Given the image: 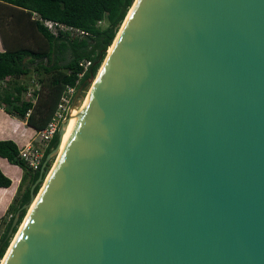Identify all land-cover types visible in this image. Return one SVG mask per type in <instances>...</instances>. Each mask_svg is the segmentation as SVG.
Segmentation results:
<instances>
[{"label": "water", "instance_id": "water-1", "mask_svg": "<svg viewBox=\"0 0 264 264\" xmlns=\"http://www.w3.org/2000/svg\"><path fill=\"white\" fill-rule=\"evenodd\" d=\"M4 264H264V0H136Z\"/></svg>", "mask_w": 264, "mask_h": 264}, {"label": "trees", "instance_id": "trees-1", "mask_svg": "<svg viewBox=\"0 0 264 264\" xmlns=\"http://www.w3.org/2000/svg\"><path fill=\"white\" fill-rule=\"evenodd\" d=\"M134 1L0 0V12L5 15V21L8 20L7 17L9 18L10 21L7 22L9 26L22 31L24 39L29 40L28 37L31 36L37 41L35 46H29L26 42H21L26 44H21L19 47H17L19 43L14 44V47L7 44L2 36L4 26L0 19V34L4 42V49L0 50V80L9 76L6 85L0 87V104L8 112L26 117L27 123L34 128H43L51 118L60 94L67 84H76L78 80L77 88L80 85L84 88L91 75L98 74ZM34 11L43 17L81 27L88 34L81 37H70L66 33L54 34L34 17ZM98 20L101 22L99 23ZM82 58L91 60V64L84 71L79 65V60ZM31 67L44 73L43 77H39L41 87L35 91L37 97L34 102L22 98L21 94L26 86L18 81L19 77L28 73ZM82 71V75L79 76ZM57 143L56 131L43 149L40 164L37 168H32L19 156V148L12 139H0V155L18 164L23 170L18 185V195L8 207L10 215L1 218L0 221L3 227L0 233V263L25 218L27 209L22 206L30 198V185L38 177L46 155L56 147ZM50 164L51 159L48 160L44 172ZM10 183L11 179L0 169V186H8ZM40 184L35 185L34 192L39 191ZM18 209H20L18 221L10 232L12 220Z\"/></svg>", "mask_w": 264, "mask_h": 264}, {"label": "built area", "instance_id": "built-area-1", "mask_svg": "<svg viewBox=\"0 0 264 264\" xmlns=\"http://www.w3.org/2000/svg\"><path fill=\"white\" fill-rule=\"evenodd\" d=\"M34 17L39 19L41 23L52 33H66L70 37H81L88 32L78 26L66 23L64 21L56 20L49 17H43L38 12H33ZM100 23L101 20H98ZM91 64L90 59L82 58L79 60V65L83 67V71ZM82 72L79 73V76L82 75ZM9 79V76H6L4 79L0 80L2 84H5ZM78 80H76L77 84ZM76 84H67L60 94L59 100L56 104L55 110L51 118L47 121L46 125L43 128L37 129L35 135L30 141L24 144L19 148V156L32 168H37L40 164L43 149L47 145L48 141L51 139L53 134L61 126V123L64 120H68L72 112V101L74 94L77 90ZM39 89L38 86L26 87V95L28 99H31L33 102L36 100V92Z\"/></svg>", "mask_w": 264, "mask_h": 264}, {"label": "crops", "instance_id": "crops-1", "mask_svg": "<svg viewBox=\"0 0 264 264\" xmlns=\"http://www.w3.org/2000/svg\"><path fill=\"white\" fill-rule=\"evenodd\" d=\"M4 49L2 45V36L0 34V50ZM0 82V87L4 86ZM25 99H28L27 97ZM31 100V99H30ZM36 128L28 124L26 117H21L18 114L8 112L6 108L0 104V139H12L18 148L22 147L36 133ZM0 169L11 179L8 186H0V221L1 218H7L10 215L9 205L15 201L18 195V185L21 181L23 170L13 162H10L6 157L0 155ZM3 227L0 222V233Z\"/></svg>", "mask_w": 264, "mask_h": 264}, {"label": "rangeland", "instance_id": "rangeland-1", "mask_svg": "<svg viewBox=\"0 0 264 264\" xmlns=\"http://www.w3.org/2000/svg\"><path fill=\"white\" fill-rule=\"evenodd\" d=\"M0 19L2 20V24H3V34H2V36H3V38H4V40L6 41V43L7 44H11L13 47H14V44H18L17 45V47H19V46H21V44H26V43H28L27 45H29V46H35L36 45V43H37V41H36V39H34L35 37H31V36H29L28 38H29V40L28 39H24L23 38V32L22 31H17V29L16 28H14V29H12L10 26H9V23H7V22H9L10 20H9V18L7 17L6 19H8V20H6L5 21V15L4 14H1V12H0ZM27 35V34H26ZM14 36H16V39H14ZM17 37H19V39H17ZM38 40V39H37ZM21 42H26V43H21ZM4 44V42H3V40H2V45ZM23 46H25V45H23ZM109 53V52H108ZM106 55V54H105ZM105 57V56H104ZM104 59V58H103ZM106 59V58H105ZM105 61V60H104ZM104 63V62H103ZM103 65V64H102ZM97 73V72H96ZM43 72L42 71H38V70H36V69H33L32 67H31V69L28 71V73H26V74H23V75H21L20 77H19V79H18V81L23 85H25L26 87H34V86H38L39 85V87H41V83H40V80H39V77H43ZM99 74V73H98ZM97 74V75H98ZM96 75V74H95ZM97 75L95 76V78L97 77ZM92 82V81H91ZM91 82H89V85H88V87L87 88H84L82 91H81V98H80V100H78L77 102H76V104L72 107V108H75V110L77 109V107L81 104V102H83V100H84V98L88 95V93H89V90H90V88H91V85L93 84V82H92V84H91ZM7 83V82H6ZM6 83H5V85H6ZM22 98H26V97H28L27 95H26V91L25 90H23L22 91ZM74 110V111H75ZM58 156H59V154H53L52 156H50V159H51V164H50V170L52 169V167L54 166V164L56 163V161H57V159H58ZM43 186V185H42ZM42 186H41V188H42ZM41 189H39V191H40ZM29 210L30 209H28L27 210V212H26V215H25V218H26V216H27V214H28V212H29ZM24 221V220H23ZM23 223V222H22ZM21 223V224H22ZM21 226V225H20ZM20 226H19V228H20ZM19 228H18V230H19ZM18 232V231H17ZM17 232H16V234H17ZM15 233V232H14ZM15 234V235H16ZM15 235L13 236V238L15 237ZM12 238V237H11ZM13 238H12V240H13ZM12 242V241H11ZM11 245V244H10ZM3 260V259H2Z\"/></svg>", "mask_w": 264, "mask_h": 264}, {"label": "bare ground", "instance_id": "bare-ground-1", "mask_svg": "<svg viewBox=\"0 0 264 264\" xmlns=\"http://www.w3.org/2000/svg\"><path fill=\"white\" fill-rule=\"evenodd\" d=\"M135 2H136V0L134 1V3H135ZM134 3H133V5H132V7L130 8V10H129V12H128V14H127V16H126V18H125L123 24H122V26H121V28H120L119 31H118L117 36H116V38H115V40H114V42H113V44H112V46H111V48H110V50H109V53H108V55H107L105 61L108 59L109 54H110V51H111V49H112V47H113V45H114V43H115V41H116V39H117V37H118V35H119L121 29H122V27H123V25H124L126 19H127L128 16H129V14H130V12H131L133 6H134ZM105 61H104L103 65H102L101 69L99 70V72H98L99 74L97 75V77H96V78H93L92 82H93V81H94V82H93V84H92V82H91L92 85H91V88H90V90H89L88 95L84 98L83 102H81V104L77 107L76 110H75V108H72V112H71V114H70V116H69V118H68V120H67V123H66V125H65V129H64V132L62 133V137H61V141H60L59 149H58V151L56 152V154H59L56 163L58 162L59 157H60L62 151L64 150V148H65V146H66V144H67V142H68L70 136L72 135V133H73V131H74V128H75V126H76V124H77V121H78V117H80V115H81V114L83 113V111H84V108H85V106H86V104H87V102H88V98L90 97V93H91V91H92V89H93V87H94V85H95V83H96V81H97V79H98L100 73L102 72V69H103V67H104ZM74 110H75V111H74ZM56 163L54 164V166L56 165ZM54 166H53V167H54ZM53 167H52V169H53ZM52 169L48 171L46 177L44 178V181L42 182V185H43V186L41 185L42 188L40 187L41 190L37 192V194H36L34 200H33L32 203L30 204V206L27 208V210H28V209H30V210H29V212H28L26 218H24V221H22L23 223L21 224V226H20V228H19L17 234H16L15 237L13 238V240H12V242H11V245L9 246V248H8V250H7L5 256H4V258H3V260L1 261L0 264H4V263H5V261H6L7 257H8V255H9V253H10V251H11V248H12L14 242H15V240L17 239V237L19 236L20 232L22 231L23 225H24V223H25V221H26L28 215L31 213L33 207L35 206L36 202L38 201V199H39V197H40V195H41V193H42V191H43V189H44V185H45L46 181L48 180V177L50 176V173H51Z\"/></svg>", "mask_w": 264, "mask_h": 264}]
</instances>
